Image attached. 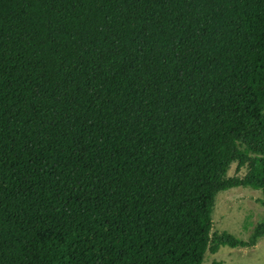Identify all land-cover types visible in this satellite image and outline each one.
I'll list each match as a JSON object with an SVG mask.
<instances>
[{"label": "trees", "instance_id": "obj_1", "mask_svg": "<svg viewBox=\"0 0 264 264\" xmlns=\"http://www.w3.org/2000/svg\"><path fill=\"white\" fill-rule=\"evenodd\" d=\"M239 186L264 0H0V264H204L264 236L213 231Z\"/></svg>", "mask_w": 264, "mask_h": 264}, {"label": "rangeland", "instance_id": "obj_2", "mask_svg": "<svg viewBox=\"0 0 264 264\" xmlns=\"http://www.w3.org/2000/svg\"><path fill=\"white\" fill-rule=\"evenodd\" d=\"M246 169L239 172L244 175ZM236 163L229 175H235ZM264 197L261 189L234 187L220 191L213 211V231H228L238 238L249 240L256 226L264 221ZM204 264H264V236L254 247L221 246L218 252H208Z\"/></svg>", "mask_w": 264, "mask_h": 264}]
</instances>
